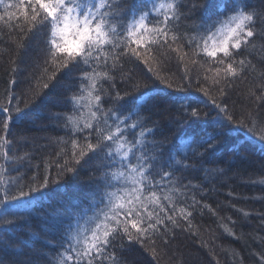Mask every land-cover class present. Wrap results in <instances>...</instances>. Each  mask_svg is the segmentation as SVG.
<instances>
[{
    "label": "trees",
    "instance_id": "16d2710c",
    "mask_svg": "<svg viewBox=\"0 0 264 264\" xmlns=\"http://www.w3.org/2000/svg\"><path fill=\"white\" fill-rule=\"evenodd\" d=\"M17 2L4 0V3ZM152 2L132 0L137 8L151 7ZM183 2L187 7L182 11L188 12L197 0ZM199 2L215 5L216 0ZM243 2L249 9L261 14L256 27L264 28V0ZM230 8L231 5L228 10ZM228 10L215 6L197 9L191 20L180 22V30L191 33L192 29L186 25L193 21L211 24L218 17L227 15ZM3 12L0 5V15ZM156 19H159L156 14L150 16V20ZM21 35L0 22V106L9 107L11 111L19 100L20 107L24 109L19 115L12 112L13 120L7 132L3 128L6 116L0 111V137L6 136L11 141L9 156H23L25 152L30 154L29 158L16 164L8 163L6 180L12 178L14 181L8 183V187L13 189L11 195L16 194L18 187L25 192L29 191L28 186L38 188L47 162L51 164V182L47 188H38L27 197L0 207V261L3 264H18L19 261L57 264L58 254L63 251L62 238L67 239V226L77 217L92 215L98 206L103 207L99 201L107 183L104 173L108 162L103 160V153L100 158L86 157L88 162L81 161L77 166V175L66 173L59 178V183H55L56 164L61 162L56 157L62 146L59 138H78L83 142L86 135L70 132L63 125L64 117L71 115L75 107L71 97L81 94L80 87L85 83L82 73L92 69L83 65L70 66L56 72L55 79L48 80L47 76L54 69L50 68L47 74L43 72L44 30L29 34L25 47L17 48L16 41ZM250 40L255 47L251 44L242 46L235 58L251 61L255 67L246 69L242 76L230 79V86L227 87L223 83L213 85L212 72L207 71L222 66L215 64L204 53L193 57L192 49L183 39L179 43L189 53L184 61L166 48L153 49L154 52H167L159 67L156 64L152 67L168 78L172 88L157 80L154 72L134 57H123L120 62L122 67L111 71L114 80L103 84L106 90L105 110L111 108L119 112V104L113 103L116 92L122 96L129 93L120 103L129 110H138L133 109V98L146 93L148 102L139 116L144 128L151 129L144 137L145 151L157 157L162 152L165 161L171 155L173 168L180 171L176 172L173 183L167 187L174 185L180 188L177 206L188 207L192 212L189 218L192 227L180 220V227L169 223L170 231L165 232L163 238L159 234L155 237L156 257L148 250L151 245L147 241L144 245L129 243L126 239L114 243L109 253L115 252V264H261L260 257L264 256V143L248 132L244 125L227 121L225 114L209 98L216 99L218 105H226L229 114L243 119L245 124L248 123L249 113L257 121H264V100H254L248 94L250 88L256 91L257 96L261 94L255 86L264 83V39L255 36ZM193 59L197 63H192ZM38 81L48 83L49 87H41L37 90L38 94L33 95V86ZM137 82L147 85V88L136 89L134 85ZM201 88L207 89L209 95L205 96ZM160 89H164L163 93ZM9 95L12 96L11 105L7 103ZM196 98H199V103H194ZM25 103L28 108L24 107ZM189 104L202 114L191 117L188 114L190 109L185 111ZM119 114L123 116L127 112ZM132 122L128 121L129 124ZM139 131V128L129 129L126 135L131 140ZM209 138L219 143L214 151L205 152L200 144ZM154 146L156 150L153 152ZM198 153L204 155L201 157ZM173 168L165 167V170L172 171ZM209 169L211 171H207ZM34 176L36 180H33ZM112 183L116 184L115 181ZM153 183L156 185L154 191L162 193L166 190L159 175L154 174ZM2 196L3 193H0V199ZM3 221L13 222L6 224ZM224 226L231 231H225ZM161 231L164 232V229ZM3 240L9 241L7 246L2 245ZM102 264H113V261L105 259Z\"/></svg>",
    "mask_w": 264,
    "mask_h": 264
},
{
    "label": "snow or ice",
    "instance_id": "6c2138e0",
    "mask_svg": "<svg viewBox=\"0 0 264 264\" xmlns=\"http://www.w3.org/2000/svg\"><path fill=\"white\" fill-rule=\"evenodd\" d=\"M0 5L4 9L3 14L0 15V22L10 30H17L22 34L16 41L17 48L25 47L29 34L44 30L43 72L47 74L50 68L54 69L52 74L47 76L48 80L55 79L56 72L68 69L70 66L83 65L92 69L82 73L85 83L80 87L81 94L71 97L75 107L71 115L64 117L63 125L70 132L86 133V135L83 142L78 138L67 140L59 138L58 142L62 146L56 157L61 162L56 164L55 183H59V178L66 173L77 175V166L81 161L87 163L86 157L100 158V154L103 153V160L108 162L105 164L107 171L104 173L107 183L99 201L103 207L98 206L92 215L77 217L67 226V239L62 238L63 251L58 254L57 264H102L105 259L115 264L117 260L115 252L109 253V249L114 243L124 239L129 243L137 242L141 245L147 241L151 245L148 250L153 257H156L158 252L155 237L159 234L163 238L165 232L170 231L169 223L173 227H180L179 221L183 220L192 227L189 219L192 212L188 207L177 206V198L181 195L180 188L174 185L167 187L173 183V178L180 169L173 168L171 155L165 161L162 152L157 157L145 151L144 137L151 132V129L144 128V122L139 116L148 102L145 99L146 93L142 92L133 98V109L138 110H129L120 102L130 94L126 92L122 96L116 92L113 103L119 104V112H127L122 116L117 110L104 109L106 90L103 84L114 80L111 71L118 66L122 67L120 62L123 57H134L148 66V70L154 72L157 80L167 88H172L173 85L169 83L168 78L161 76L159 71L152 67L153 64L159 67L167 52H154L153 49L166 48L174 52L180 61H184L189 53L184 51L183 44L179 43L183 39L192 49L193 57L204 53L206 57H211L215 64L222 66L216 67L214 71L211 68L207 70L212 72V84L219 86L223 83L225 87L230 86V79L242 76L246 69L255 67L251 61L236 59L235 55L242 46L251 44L255 47L250 38L260 36L264 39V28L256 27L261 14L249 9L243 0L240 2L224 0L223 3L216 0L215 5L200 3L197 0L188 12L182 11L187 7L183 0H167V2L153 0L151 7L144 8H137L132 0H18L17 3H4V0H0ZM229 5H231L230 10H228ZM213 6L217 9L225 8L228 14L218 17L211 24L204 21L197 24L193 21L190 25H186L192 29L191 33L180 30V22L191 20L195 10L210 9ZM153 14L159 19L150 20ZM192 63L195 64L197 61L193 59ZM101 68L105 70H98ZM185 70L187 71V67ZM41 87L47 89L49 84L46 82L41 84L38 81L33 86L32 94L37 95V90ZM134 87L147 88V85L137 82ZM255 87L261 94L257 96L256 91L250 88L249 96L254 100H264V83ZM179 90L184 91L183 88ZM163 91L164 89H160L161 93ZM200 91L205 96L209 95L207 89L201 88ZM220 92L223 94V87L220 88ZM108 95L111 98L110 94ZM209 98L211 103L225 114L227 121L244 125L248 132L264 143V121H257L249 113L248 123L245 124L243 119H237L229 114L226 105H218L216 99ZM199 102V98L194 101V103ZM7 103L11 105V95ZM20 103L21 101L18 100L11 111L9 107L0 106V111L6 116L3 123L5 132L13 120L12 112L18 115L23 113L24 109L20 107ZM24 107L28 108L29 105L25 103ZM188 109L191 117H199L202 114L192 104H189L185 111ZM129 120L133 122L129 124ZM137 128L140 129L138 135L131 140L128 139L126 133L129 129ZM218 143L219 141L209 138L203 140L200 147L204 148L205 152L214 151ZM10 144L11 141L7 140L6 136L0 137V193H3L0 207L27 197L30 192L37 191L38 188H47L51 182L49 179L51 164L46 162L45 175L38 188L28 186L29 191L25 192L18 187L16 194L11 195L13 189L8 187V183L14 181L12 178L6 180L8 163L16 164L29 158L30 154L25 152L23 156H9ZM155 150L154 146L153 152ZM198 154L201 157L204 155V153ZM165 167L173 170L166 171ZM154 174L160 176L166 188L162 193L153 190L156 187L153 183ZM36 179L37 177L34 176L33 180ZM112 181L116 184L114 185ZM12 222L3 221L6 224ZM224 227L225 231H231L227 226ZM161 229H164V232ZM8 243V240L2 241L3 246H7ZM65 243L66 247H64ZM260 260L261 264H264V256H261ZM0 264H3V261H0ZM18 264H30V262L19 261Z\"/></svg>",
    "mask_w": 264,
    "mask_h": 264
}]
</instances>
